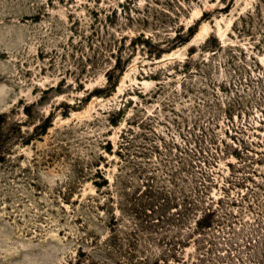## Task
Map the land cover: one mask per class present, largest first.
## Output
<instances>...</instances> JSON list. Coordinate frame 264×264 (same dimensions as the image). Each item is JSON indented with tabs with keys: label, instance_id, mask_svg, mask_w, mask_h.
Here are the masks:
<instances>
[{
	"label": "rangeland",
	"instance_id": "rangeland-1",
	"mask_svg": "<svg viewBox=\"0 0 264 264\" xmlns=\"http://www.w3.org/2000/svg\"><path fill=\"white\" fill-rule=\"evenodd\" d=\"M0 264H264V0H0Z\"/></svg>",
	"mask_w": 264,
	"mask_h": 264
}]
</instances>
